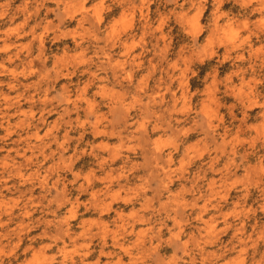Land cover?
Returning a JSON list of instances; mask_svg holds the SVG:
<instances>
[{
	"label": "clouds",
	"instance_id": "clouds-1",
	"mask_svg": "<svg viewBox=\"0 0 264 264\" xmlns=\"http://www.w3.org/2000/svg\"><path fill=\"white\" fill-rule=\"evenodd\" d=\"M0 264H264V0H0Z\"/></svg>",
	"mask_w": 264,
	"mask_h": 264
}]
</instances>
